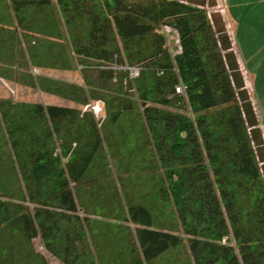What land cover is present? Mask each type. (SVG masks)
<instances>
[{
  "label": "rangeland",
  "instance_id": "rangeland-1",
  "mask_svg": "<svg viewBox=\"0 0 264 264\" xmlns=\"http://www.w3.org/2000/svg\"><path fill=\"white\" fill-rule=\"evenodd\" d=\"M219 5V0H206L205 8L223 17ZM87 31L86 21L76 28L67 23L57 0L20 13L11 0H0V264H68L62 248L68 234L77 244L71 256L76 264H131L140 253L136 224L127 219L132 204L148 207L157 228L181 238L147 264H197L190 247L196 236L189 230H210L189 132L169 129L164 122L150 126L144 110L154 106L179 113L197 133L199 114L186 94H179L181 101L169 95L171 101L161 103L155 69L133 60L129 50L121 48L108 62L79 54L75 42ZM160 32L172 55L178 54L177 36L165 25ZM50 104L76 112L55 125L35 112ZM223 108L209 115L215 117ZM97 146L84 175L71 182L78 212H68L72 217L59 222L58 251L46 245L41 232L26 236L17 218L34 217L43 207L38 196H45L34 177L36 166L49 159L58 169L75 160L80 164ZM207 166L212 175L208 160ZM54 184L44 183L42 192ZM49 208L61 212L56 201ZM215 241L238 245L232 235Z\"/></svg>",
  "mask_w": 264,
  "mask_h": 264
},
{
  "label": "trees",
  "instance_id": "trees-1",
  "mask_svg": "<svg viewBox=\"0 0 264 264\" xmlns=\"http://www.w3.org/2000/svg\"><path fill=\"white\" fill-rule=\"evenodd\" d=\"M11 1L17 13L28 6L52 3V0ZM57 1L69 25L76 28L87 22V35L75 42L79 54L108 62L120 55L121 48L129 50L133 60L155 69L159 101L164 104L171 101L169 95L181 101L176 87L181 82L187 86L186 101L199 114V133L179 113L154 106H146L144 111L150 126L164 122L169 129L180 127L189 132V152L196 164L197 180L203 183L205 191L202 213L210 230L207 233L205 228L189 230L196 236L190 240V247L197 264H216L220 260L227 264H264V135L223 17L213 14L210 18L206 0ZM164 25L179 33L181 51L175 56L160 32ZM222 106L215 117L209 115V111ZM35 112L58 125L76 111L50 104L38 106ZM214 130L221 134L216 136ZM98 147L83 156L80 164L76 160L68 162L67 168L58 169L52 159L36 166L34 177L45 196H38L43 207L36 209L34 217L22 214L17 218L26 236L34 238L41 232L46 245L57 250L54 239L59 222L72 217L68 212L75 215L78 212L71 182L84 175ZM53 180L54 186L42 192V185ZM233 184L236 186L230 187ZM55 201L61 212L49 208ZM127 214V219L136 224L140 252L131 264H147L181 242L177 234L155 226L148 207L132 204ZM205 233L213 237L207 238ZM201 235L204 238H199ZM226 235L233 236L237 247L215 241ZM66 238L62 244L64 259L68 264H76L71 260L77 246L75 238L69 234Z\"/></svg>",
  "mask_w": 264,
  "mask_h": 264
},
{
  "label": "crops",
  "instance_id": "crops-1",
  "mask_svg": "<svg viewBox=\"0 0 264 264\" xmlns=\"http://www.w3.org/2000/svg\"><path fill=\"white\" fill-rule=\"evenodd\" d=\"M264 135V0H219Z\"/></svg>",
  "mask_w": 264,
  "mask_h": 264
},
{
  "label": "built area",
  "instance_id": "built-area-1",
  "mask_svg": "<svg viewBox=\"0 0 264 264\" xmlns=\"http://www.w3.org/2000/svg\"><path fill=\"white\" fill-rule=\"evenodd\" d=\"M221 7V13L222 14H225V9L224 7L222 6V4L220 3L219 5ZM209 14V17L212 18V13L211 12H208ZM166 29L169 31V32H173L176 36H177V41L180 42V36H179V33L178 31L173 28L172 26H169V25H165ZM226 28H227V32L229 34V36L232 34V30H231V25L230 24H227L226 25ZM139 69L137 70V74H139ZM244 79H245V76H244ZM186 91H187V86L181 82L177 87H176V92L178 94H186ZM258 114V113H257Z\"/></svg>",
  "mask_w": 264,
  "mask_h": 264
}]
</instances>
